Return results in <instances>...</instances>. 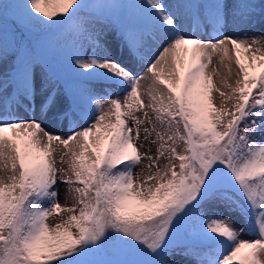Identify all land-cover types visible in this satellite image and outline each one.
Returning a JSON list of instances; mask_svg holds the SVG:
<instances>
[{"label": "snow or ice", "instance_id": "1", "mask_svg": "<svg viewBox=\"0 0 264 264\" xmlns=\"http://www.w3.org/2000/svg\"><path fill=\"white\" fill-rule=\"evenodd\" d=\"M258 26L264 0H0V264H264Z\"/></svg>", "mask_w": 264, "mask_h": 264}, {"label": "rangeland", "instance_id": "2", "mask_svg": "<svg viewBox=\"0 0 264 264\" xmlns=\"http://www.w3.org/2000/svg\"><path fill=\"white\" fill-rule=\"evenodd\" d=\"M257 2H259V0H257ZM164 3L168 6H171L175 3V0H164ZM253 33H250V35H252ZM254 34L259 36L261 34H264V30H262L259 26L254 30ZM116 54L117 55H120V52H119V49L116 50ZM214 95L217 96L218 98V94H215ZM147 150V145L145 148L141 149V151H146ZM152 150L153 152L155 151V147L152 146ZM149 163V161L147 160H144L143 161V164L141 165V167H143L144 165H147ZM141 170V168H137L135 169L134 171L135 172H139ZM0 175H2V173H0ZM65 192H66V186L61 184L60 187H59V195H58V202L61 204V205H68V206H71L72 204V200L70 198L66 199V196H65ZM60 219L59 216H53V217H50L49 218V223L50 224H55L56 222H58V220ZM244 239H250L251 237H248V236H245L243 237Z\"/></svg>", "mask_w": 264, "mask_h": 264}, {"label": "bare ground", "instance_id": "3", "mask_svg": "<svg viewBox=\"0 0 264 264\" xmlns=\"http://www.w3.org/2000/svg\"><path fill=\"white\" fill-rule=\"evenodd\" d=\"M214 61H215V58H214ZM211 67V66H210ZM234 73H235V66H234V68H233V75H234ZM218 79V78H217ZM51 130V129H50Z\"/></svg>", "mask_w": 264, "mask_h": 264}]
</instances>
